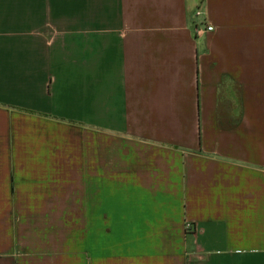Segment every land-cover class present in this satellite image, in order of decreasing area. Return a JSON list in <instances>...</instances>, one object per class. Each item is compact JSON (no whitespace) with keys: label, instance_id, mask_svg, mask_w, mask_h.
<instances>
[{"label":"crops","instance_id":"crops-1","mask_svg":"<svg viewBox=\"0 0 264 264\" xmlns=\"http://www.w3.org/2000/svg\"><path fill=\"white\" fill-rule=\"evenodd\" d=\"M0 264H264V0H0Z\"/></svg>","mask_w":264,"mask_h":264},{"label":"built area","instance_id":"built-area-1","mask_svg":"<svg viewBox=\"0 0 264 264\" xmlns=\"http://www.w3.org/2000/svg\"><path fill=\"white\" fill-rule=\"evenodd\" d=\"M195 34L198 35L201 31H212L211 27L206 28H195ZM187 228H190V226H187Z\"/></svg>","mask_w":264,"mask_h":264}]
</instances>
